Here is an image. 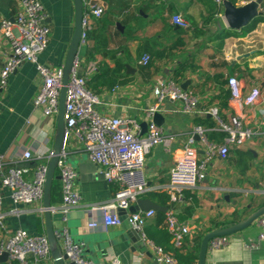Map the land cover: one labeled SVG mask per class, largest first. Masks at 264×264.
<instances>
[{
  "label": "crops",
  "instance_id": "0c3cea01",
  "mask_svg": "<svg viewBox=\"0 0 264 264\" xmlns=\"http://www.w3.org/2000/svg\"><path fill=\"white\" fill-rule=\"evenodd\" d=\"M40 1L45 6L51 34L38 61L64 66L74 30L73 0ZM122 1L129 3V10L121 14L111 28L110 46L103 49L109 52L108 55L97 52L93 59L85 61V49L81 58L84 66L95 65L92 76L101 73L117 80L113 88L105 87L98 93L101 99L99 109L103 113L137 119L144 134L149 120L146 109L158 104V113L163 117L159 125L166 137H174L155 146L147 156L141 175L150 189L142 197L159 203L147 193L165 191L160 186L168 183L176 158L184 152L192 136L199 159L206 157V144L195 133L197 126L206 129L209 141L223 144L227 133L220 129V120H229L238 114L254 132L243 146L231 148L226 159L214 156L207 165L206 177L195 187L184 189L183 201L173 202L170 197L171 208L182 222L190 226V233L184 235L181 246H175L172 239L164 244L171 247L169 251L173 254L175 248L183 252L197 249L196 264L200 243L206 233L243 220L264 206V21L254 27H250V22L240 29H233L224 14L226 5L241 7L251 2L257 3L262 14L264 0L260 3L259 0H224L222 5L215 0ZM101 2L104 5V1ZM18 10V0H0V20L14 18ZM212 12L214 17L211 19ZM172 13L185 18L190 28L186 30L174 25ZM128 16L131 19L125 24L119 22ZM109 34L104 36L109 38ZM96 42L91 40L90 44ZM11 51L10 42L0 30V69ZM144 53L151 55L147 66L140 64ZM177 68L181 69L183 76L175 79L181 86L189 81L186 90L198 97L199 112H184L182 100L158 102L154 93L157 81L174 78ZM232 77L241 79L245 95L259 88L262 91L260 101L246 105L232 99L229 85ZM41 85L42 78L36 64L27 61L10 75L7 86L0 93V157L14 163L22 161L24 151L30 150L35 158L42 157L26 161L32 170L51 154L57 127V114L46 116L34 105ZM211 108H217V117L203 112ZM68 159L78 172L77 185L82 201L65 221L61 212L54 213L55 227L59 231L67 229L74 241L84 243L85 257L95 264H109L114 257L119 258L121 264H157L153 249L147 247L143 251L138 247L132 250L133 243L122 239L124 229L121 222L102 229L88 228V222L99 217L98 213L90 211V205L111 199L115 188L96 172H84L85 178H81L79 165L88 157L77 145L70 148ZM2 174L0 171V177ZM0 192L3 195L1 210L10 231L24 228L34 235L45 231L44 216L37 213L35 206L21 205L17 213H12L14 205L8 190L0 188ZM61 202L62 197L54 205L60 206ZM166 213L156 211L149 219L145 226L148 239L156 237L161 240L160 231L167 230ZM39 218L42 220L40 228ZM259 232L255 222L228 235L226 245L208 250L206 264H264V241L257 249L246 246L247 241L257 238ZM2 238L0 229V243ZM97 242H108L107 248L103 246L108 252L107 257L100 251L98 257L88 252ZM11 262L8 259L0 264ZM46 264H54L53 259Z\"/></svg>",
  "mask_w": 264,
  "mask_h": 264
},
{
  "label": "built area",
  "instance_id": "2783aa9c",
  "mask_svg": "<svg viewBox=\"0 0 264 264\" xmlns=\"http://www.w3.org/2000/svg\"><path fill=\"white\" fill-rule=\"evenodd\" d=\"M85 1V0H84ZM222 5L224 0H215ZM19 10L14 18H2L0 30L10 42L12 51L0 69V93L7 86L10 75L24 62L36 64L42 78V85L37 94L34 105L42 109L46 116H53L59 110V96L62 86L63 66H52L40 63L39 55L49 44L51 27L46 21L45 6L40 0H18ZM105 7L101 1L91 4L85 1V11L82 28V45L90 43L89 33L93 30L96 20L104 14ZM171 22L182 29H189V22L179 13H172ZM151 55L144 53L140 64L147 66ZM95 71V65H83V58L79 56L74 64L67 85L66 106L64 120L66 124V144L58 161V172L61 175L62 202L54 205L53 213L61 212L64 221L67 215L77 208L82 201V194L77 185L78 172L69 162V153L72 146L83 150L88 159L97 163L104 173L105 181L115 188L114 196L105 202L93 203L90 211L98 213L88 222L92 230L107 228L120 223L119 209L128 210L142 195L150 189L141 175L146 158L152 149L165 140L171 141L173 136H165L163 128L153 121V115L159 111L158 104L146 109L148 120L147 131L143 134L142 127L137 119L132 117L107 115L99 109L100 96L92 92L87 85L88 77ZM231 98L246 105H254L260 101L262 91L254 88L248 94L243 93L241 79L232 77L229 80ZM158 102L166 99L184 101L183 111L187 113L199 112L198 97L191 91L184 89L175 78L159 79L154 88ZM218 116L217 108L204 110ZM219 127L227 133L223 144L208 140L206 129L202 126L195 128L206 144V157L201 160L193 146L194 137L178 156L170 171L169 181L162 184L160 189L169 192L173 202L183 201L185 188L195 187L206 177L209 161L214 156L226 159L230 149L243 146L253 135V130L244 124L242 117L235 114L229 120H220ZM52 153V152H51ZM47 160L37 164L32 170L26 161L36 158L30 150L23 153L22 161L6 162L0 157V188L8 190L9 197L14 205L12 213H17L18 206H35L39 215L44 216L43 196L44 185L48 170ZM3 195L0 192V229L3 238L0 243V252L6 251L10 261L18 264H46L52 261L49 241L45 231L40 234H31L24 228L10 231L4 221L5 215L1 210ZM156 214V210H139L129 213V221L133 228L139 231L147 247L153 249L157 264H180L177 257L161 245L147 238L145 226L149 219ZM166 227L171 235L172 243L181 246L184 235L190 233V226L182 222L174 209L166 213ZM260 232L257 238L247 241L246 246L257 249L264 241V215L257 220ZM64 239L63 250L69 258L78 264H94V261L82 257L84 243L72 239L67 229L59 231ZM229 242L228 235L216 236L211 239L210 250H216ZM109 264H121L119 258L114 257Z\"/></svg>",
  "mask_w": 264,
  "mask_h": 264
},
{
  "label": "water",
  "instance_id": "95a60500",
  "mask_svg": "<svg viewBox=\"0 0 264 264\" xmlns=\"http://www.w3.org/2000/svg\"><path fill=\"white\" fill-rule=\"evenodd\" d=\"M101 0H91V4H96ZM259 3L261 0L258 1ZM74 4V30L71 37L70 45L67 51L66 60L63 66V77H62V86L60 89L59 96V110L57 113V127L56 134L54 138V144L50 159L48 161V170L47 176L44 185V196H43V208H44V221H45V233L49 241L50 252L54 264H78L75 261L71 260L66 252L63 250L62 241L64 236L59 232L58 228L54 225V213L53 208L54 204L52 203V187L53 181L55 179L61 180V175L58 173V161L60 154L66 144V124L64 120L65 106H66V92L67 85L70 80V75L74 69V64L76 60L83 54L86 47L82 45V28H83V17L85 11V1L84 0H73ZM106 6V2H104ZM224 14L229 23V26L233 29H240L247 24H249L254 17L261 14V11L258 10L257 3L251 2V4L244 5L241 7H235L234 5H226L224 7ZM189 81L183 83L182 87L186 89ZM162 115L156 112L153 115V121L162 124ZM79 169L81 178L84 179V172H96L100 174L99 176L104 177L102 168L95 162L90 159H86L83 163H80ZM154 209L156 211L167 212L169 209L167 206H163L155 201L140 197L135 204H133L128 210L119 209L118 213L120 216V221L123 225L124 233L122 234V239L125 241H130L133 243L132 250L140 247L141 250H147V246L139 233L138 230L133 228L132 224L129 221V213L137 212L139 210H150ZM264 215V206L252 212L249 216L240 220L231 225L216 228L212 231L206 233L201 240L199 251H198V260L196 264H206L207 254L209 250V244L211 239L216 236L221 235H233L237 232L242 231L243 229L251 226L256 220ZM105 248L108 247V242H97L94 249H88V252L91 253L94 257H98V252L100 251L104 257L108 256V252ZM96 249V250H95ZM82 257H85L84 253ZM9 255L6 251L0 253V262L8 261ZM95 264V263H94Z\"/></svg>",
  "mask_w": 264,
  "mask_h": 264
},
{
  "label": "trees",
  "instance_id": "16d2710c",
  "mask_svg": "<svg viewBox=\"0 0 264 264\" xmlns=\"http://www.w3.org/2000/svg\"><path fill=\"white\" fill-rule=\"evenodd\" d=\"M85 1H91V0H85ZM106 2L107 6L104 10V14L101 18L96 20L95 26L93 30L89 33V39L97 41L95 44L91 45L90 43L86 45V51L84 54L85 61H89L94 58L95 54L97 52H101L103 55H108V51H104L103 49H108L110 46V38L112 37V33L110 32L112 27H114V22L118 19V17L127 12L129 10V3L127 1L122 0H102ZM236 2V0H232ZM224 3V2H223ZM18 12V11H17ZM214 17V12L211 13L210 18L212 19ZM131 17L128 16L123 20L119 19V22L121 24H125L128 20H130ZM264 21V13L257 15L254 17V19L249 24L250 27H254L257 23ZM110 32V34H109ZM108 33V36L105 37L104 34ZM117 35V33H116ZM104 36V37H103ZM128 37V36H127ZM115 56V55H113ZM183 73L181 72L180 68H177L174 74V78L182 77ZM117 83V80L115 78H111L109 76H104L101 73H96L93 76H89L87 79V85L88 87L94 92L95 94H98L102 91V89L106 88H113L115 84ZM59 173V172H58ZM62 186L61 181L58 179H55L53 181V187H52V203L55 204L60 200L62 197ZM147 196H150L151 198L157 199L159 201V204L163 206H167L168 209L171 208L170 203V196L169 193L165 191L160 192H149L147 193ZM172 209V208H171ZM160 214H164V212L159 211ZM38 225L39 228L41 227L42 220L38 219ZM160 237L161 240L158 238H151L156 244L161 245L165 248V250H171V247L166 246L165 244L170 242L171 235L167 230H161L160 231ZM200 236L198 237V242L200 240ZM163 240V241H162ZM165 243V244H164ZM198 247V246H197ZM181 248V247H179ZM174 254L176 255L178 261L180 264H195V261L197 259V249H191L187 252L180 251V249L175 248ZM10 264H18L17 261H12Z\"/></svg>",
  "mask_w": 264,
  "mask_h": 264
}]
</instances>
